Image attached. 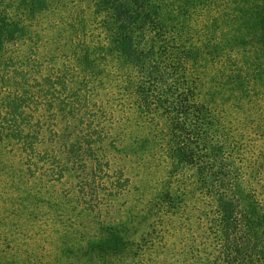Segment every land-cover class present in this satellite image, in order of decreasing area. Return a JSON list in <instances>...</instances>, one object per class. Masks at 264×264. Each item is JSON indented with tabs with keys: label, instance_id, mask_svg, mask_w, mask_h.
<instances>
[{
	"label": "rangeland",
	"instance_id": "374dc122",
	"mask_svg": "<svg viewBox=\"0 0 264 264\" xmlns=\"http://www.w3.org/2000/svg\"><path fill=\"white\" fill-rule=\"evenodd\" d=\"M156 1L165 4L164 20L184 22V42L193 50H178L175 62L189 58L180 72L187 70L189 93L204 114L193 107L176 118L162 109L142 115L133 102L144 63L104 54L95 100L116 118L120 104L131 102L111 127L118 141L107 152L124 183L100 196L91 189L89 203L80 202L73 189L78 173L66 169L47 182L1 150L0 264H231L233 245L221 242L225 212L213 194L214 157L226 163L222 202L239 216L232 226L244 232L242 252L264 264V52L258 17L249 31L241 7L258 0H196L185 13L181 2ZM197 128L205 139L198 141ZM219 146L224 152L215 156Z\"/></svg>",
	"mask_w": 264,
	"mask_h": 264
},
{
	"label": "trees",
	"instance_id": "16d2710c",
	"mask_svg": "<svg viewBox=\"0 0 264 264\" xmlns=\"http://www.w3.org/2000/svg\"><path fill=\"white\" fill-rule=\"evenodd\" d=\"M176 1L185 13L196 0ZM163 5L156 0H0V151L14 153L31 177L47 182L61 179L66 169L78 173L73 189L80 202L89 203L91 189L98 196L103 189L119 192L123 172L111 171L107 152L118 141L112 128L128 114L131 102L120 104L122 116L116 118L95 100L96 83L104 84L99 64L104 54L144 63V81L135 82L133 102L142 115L162 109L176 118V113L180 116L193 107L197 115L204 114L203 104L189 93L187 70L180 72L189 66V58L179 56L175 62L178 50H193L184 42V22L164 20ZM241 7L249 31L258 17L264 52V0ZM157 81L162 82L158 91L150 87ZM195 130L198 141L205 139L202 129ZM222 148L214 155L224 152ZM216 159L211 162L216 174L213 194L225 212L222 245H233L231 264H255L242 252L244 232L238 224L232 226L239 216L233 218L222 202L229 179L226 163ZM66 160L71 165L66 166Z\"/></svg>",
	"mask_w": 264,
	"mask_h": 264
}]
</instances>
